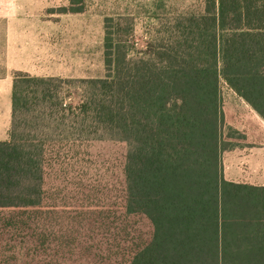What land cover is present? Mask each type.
Here are the masks:
<instances>
[{
    "label": "trees",
    "instance_id": "16d2710c",
    "mask_svg": "<svg viewBox=\"0 0 264 264\" xmlns=\"http://www.w3.org/2000/svg\"><path fill=\"white\" fill-rule=\"evenodd\" d=\"M111 21L103 18L102 77L15 75L8 139L0 141V211L11 214L4 225L44 244L48 232L32 229L55 207L51 162L67 166L59 153L77 159L107 137L126 144L122 213L151 226L126 264H264V185L223 178L220 153L242 134L229 127L222 135L219 93L221 79L264 121V0H202L201 11L178 14L171 33L146 44V57H127L119 42L130 24L122 33ZM62 83L82 86L78 102L62 105ZM27 111L38 112L31 134L16 120ZM53 122L71 137L53 140Z\"/></svg>",
    "mask_w": 264,
    "mask_h": 264
},
{
    "label": "rangeland",
    "instance_id": "374dc122",
    "mask_svg": "<svg viewBox=\"0 0 264 264\" xmlns=\"http://www.w3.org/2000/svg\"><path fill=\"white\" fill-rule=\"evenodd\" d=\"M81 1L80 12L89 16L93 31L104 17H110L111 24L116 23L120 32H125L130 24V35H120L123 40L119 42L127 57L140 54L146 57L147 53L143 52L146 44L162 38L167 34L166 29L171 33L175 16L202 9V0ZM95 48V44L89 46L88 74L99 78L105 71L104 67L103 71L99 69ZM81 87L79 83L60 84L57 97L62 105L78 102ZM219 93L222 135L231 127L242 134V138H230L237 143L233 148L244 146L247 150L261 145L264 121L221 79ZM37 114V111L17 114L18 130L31 134L27 128L38 119ZM55 124L50 125L52 129L47 133L53 140L62 143L71 137L62 125L55 128ZM125 152L124 142L104 137L87 143L77 159L59 153L56 161L67 166L51 162L52 169H48V187L55 195V207L32 229V233L41 235L48 232V239L44 244H31L25 240V231L4 225L11 214L0 211V264H126L130 251L149 239L151 226L142 215L122 213L121 174ZM226 153L227 150L220 153L222 172Z\"/></svg>",
    "mask_w": 264,
    "mask_h": 264
},
{
    "label": "crops",
    "instance_id": "0c3cea01",
    "mask_svg": "<svg viewBox=\"0 0 264 264\" xmlns=\"http://www.w3.org/2000/svg\"><path fill=\"white\" fill-rule=\"evenodd\" d=\"M69 5V0H0V141L8 139L17 73L61 79L95 78L88 74L89 46L93 44L103 71V20L93 31L89 16L67 10ZM245 149L241 146L227 150L223 178L262 186L264 142Z\"/></svg>",
    "mask_w": 264,
    "mask_h": 264
}]
</instances>
